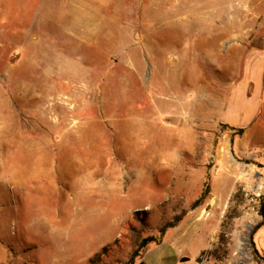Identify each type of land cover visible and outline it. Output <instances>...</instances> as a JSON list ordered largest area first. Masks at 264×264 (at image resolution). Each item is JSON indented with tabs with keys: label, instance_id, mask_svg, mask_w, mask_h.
Instances as JSON below:
<instances>
[{
	"label": "rangeland",
	"instance_id": "1",
	"mask_svg": "<svg viewBox=\"0 0 264 264\" xmlns=\"http://www.w3.org/2000/svg\"><path fill=\"white\" fill-rule=\"evenodd\" d=\"M217 6L0 0V264H123L180 213L145 264H260L264 108L221 119Z\"/></svg>",
	"mask_w": 264,
	"mask_h": 264
},
{
	"label": "crops",
	"instance_id": "2",
	"mask_svg": "<svg viewBox=\"0 0 264 264\" xmlns=\"http://www.w3.org/2000/svg\"><path fill=\"white\" fill-rule=\"evenodd\" d=\"M216 1L217 10H227V23H231L206 30L217 33L222 49L230 51L231 60L224 57L218 62V73L226 64L240 66L231 77L221 119L230 127L259 134L263 129L259 114L264 108V0Z\"/></svg>",
	"mask_w": 264,
	"mask_h": 264
},
{
	"label": "trees",
	"instance_id": "3",
	"mask_svg": "<svg viewBox=\"0 0 264 264\" xmlns=\"http://www.w3.org/2000/svg\"><path fill=\"white\" fill-rule=\"evenodd\" d=\"M227 126V125H226ZM243 129L244 128H238L236 129L237 134H242L243 133ZM207 185H206V189L203 190L200 194V196L195 199L192 203V207H195L197 205H199L202 200L205 198L206 196V191H207ZM145 213L144 210L139 212V211H135L134 215L136 216V218L138 220L141 221L142 225L145 226L146 228H148L147 224L145 223V218L144 216H139V214ZM260 215L262 216V221H264V206L263 204L261 205L260 208ZM183 213H180L178 215H175L171 220L166 221L163 225L159 226L157 228V233H147L146 235L140 236V238H138L135 241V245L132 249V251L130 252L128 258L123 262V264H145L142 261V256L144 254L145 249L147 248V246L150 243H156L159 244L162 241V238L165 234V232L172 227H175L178 222L182 219ZM259 224H257L258 226ZM149 229V228H148ZM150 230V229H149ZM260 258V264H264V255H259Z\"/></svg>",
	"mask_w": 264,
	"mask_h": 264
},
{
	"label": "water",
	"instance_id": "4",
	"mask_svg": "<svg viewBox=\"0 0 264 264\" xmlns=\"http://www.w3.org/2000/svg\"><path fill=\"white\" fill-rule=\"evenodd\" d=\"M186 258H181L182 261H184Z\"/></svg>",
	"mask_w": 264,
	"mask_h": 264
}]
</instances>
